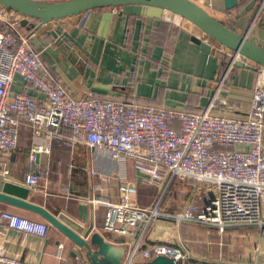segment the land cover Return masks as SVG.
I'll list each match as a JSON object with an SVG mask.
<instances>
[{"label": "crops", "instance_id": "obj_1", "mask_svg": "<svg viewBox=\"0 0 264 264\" xmlns=\"http://www.w3.org/2000/svg\"><path fill=\"white\" fill-rule=\"evenodd\" d=\"M202 1L211 4L205 8L213 16L264 46V12L254 23L255 8L241 14L247 3L226 11L223 0ZM103 12L93 10L52 21L35 34L19 23V31L33 34V47L41 50L44 42L56 45L68 39L88 58L83 73L66 60L61 64L74 86L72 91L50 70L73 98L91 95L190 112L205 109L214 99L213 114L239 118L250 115L254 95L263 85V69L256 65V70L231 66L232 54L228 49L204 39L196 26L171 12H165L160 20L122 16L112 35L104 38L98 35ZM193 36L211 43L212 50L202 51L192 41ZM220 54L228 56V65L223 64ZM21 92L34 98L42 96L16 75L11 96ZM174 125L180 130L178 121ZM38 144L48 152L39 153L36 162L30 163L29 151ZM6 169L8 174L4 173ZM30 170L37 171L41 180L38 187L30 189L28 200L53 215L65 213L85 227L100 224L105 213L104 203L94 205L90 199L120 202V187L124 183L134 187L133 199L139 206H151L160 195L157 187L141 181L132 161L114 160L106 151L74 143L66 133L47 138L22 126L18 149L0 153V180L20 184ZM194 183V179H176L165 190L159 214L145 231L143 248L157 243L175 246L189 256V264H264V234L259 227L238 226L220 232L195 219L208 197ZM3 212L18 216L38 232L0 224V249L35 264H89L80 248L40 215L0 202V215ZM187 214L190 219L180 218ZM206 225L210 227L209 238L200 235V226ZM41 228H46L44 235ZM103 235L111 243L125 247L126 255L128 247L120 244L125 239Z\"/></svg>", "mask_w": 264, "mask_h": 264}, {"label": "built area", "instance_id": "obj_2", "mask_svg": "<svg viewBox=\"0 0 264 264\" xmlns=\"http://www.w3.org/2000/svg\"><path fill=\"white\" fill-rule=\"evenodd\" d=\"M197 3L204 7L200 0ZM263 12L264 0L254 23ZM20 19L17 13L0 5V153L16 151L22 126H29L47 138L66 133L74 143L106 151L114 160L132 161L141 181L160 191L152 206L137 205L134 187L125 183L120 187V202L90 199L94 205L105 206L103 221L93 225L92 232L125 239L120 242L128 247L123 264L146 262L158 256L189 264V256L175 246L157 243L143 248L145 231L159 214L165 190L176 179H194L197 190L208 183L215 186V194L195 216L197 221L220 232L231 227L257 226L264 234V87L257 89L246 118L213 114L214 99L199 112L138 106L91 95L76 99L53 76L40 57L41 50L32 46L33 34L18 30ZM236 58H232L231 66ZM16 75L42 96L34 98L27 92L11 96ZM41 152L48 149L41 144L32 147L30 163L36 162ZM40 180V174L30 170L20 184L30 190L38 187ZM0 224L38 232L32 224L9 212L1 213ZM45 232L46 228L40 229L42 235ZM0 264L35 263L1 248Z\"/></svg>", "mask_w": 264, "mask_h": 264}, {"label": "water", "instance_id": "obj_3", "mask_svg": "<svg viewBox=\"0 0 264 264\" xmlns=\"http://www.w3.org/2000/svg\"><path fill=\"white\" fill-rule=\"evenodd\" d=\"M245 1L223 0L224 9L230 11ZM262 1L251 0L242 9L241 14L254 8L256 14ZM0 5L17 13L21 17L20 26L33 34L52 21L78 16L93 10H104L98 33L104 38L112 35L117 20L122 16H145L160 20L165 12H171L193 23L216 44L232 52V58L237 56L238 58L233 62L236 67L256 70V65L264 70V46L213 16L205 7L197 3V0H0ZM100 29L103 34L100 33ZM192 41L202 51L212 50L211 43L201 37L193 36ZM40 57L71 91L74 86L61 68L63 60L75 66L79 73H83L88 59L80 50L75 49L68 39L56 45L44 42ZM103 88L108 89L109 86H103ZM29 193L30 190L19 183L0 180V202L43 217L80 248L89 264H123L125 247L111 243L102 234L92 232L91 227H85L65 213L53 215L46 208L30 202ZM134 264L177 263L170 257L158 256L150 261Z\"/></svg>", "mask_w": 264, "mask_h": 264}, {"label": "rangeland", "instance_id": "obj_4", "mask_svg": "<svg viewBox=\"0 0 264 264\" xmlns=\"http://www.w3.org/2000/svg\"><path fill=\"white\" fill-rule=\"evenodd\" d=\"M201 1V3L204 5V7H207V4L205 3V2H203L202 0H200ZM19 77H21L20 75H18ZM22 78V77H21ZM23 79V78H22ZM25 82V81H24ZM261 87V86H260ZM264 86L262 85V87L261 88H263ZM239 149H246L247 147L246 146H240V147H238ZM200 191L201 192H204V193H206V196L209 198V197H211L212 195H214L215 194V192H216V189H215V186L213 185V184H211V183H208L206 186H204V187H202L201 189H200ZM152 204H153V202H152ZM152 204H151V206H152ZM193 226H195V228H198V225H195V224H193ZM210 227H212L213 229L215 228L214 226H211L210 225ZM209 226H200V228H202V229H200V230H203L202 231V233L200 234V235H207V238H209V235H208V232H207V229L208 228H210Z\"/></svg>", "mask_w": 264, "mask_h": 264}, {"label": "trees", "instance_id": "obj_5", "mask_svg": "<svg viewBox=\"0 0 264 264\" xmlns=\"http://www.w3.org/2000/svg\"><path fill=\"white\" fill-rule=\"evenodd\" d=\"M251 0H246L245 2H244V4H246V3H249ZM24 29V28H23ZM24 30H26V29H24ZM27 31V30H26ZM29 32H31V31H29ZM231 54H233L232 52H231ZM221 56H223L224 58H223V64L224 65H228V62H229V59H228V56L227 55H223V54H220Z\"/></svg>", "mask_w": 264, "mask_h": 264}, {"label": "bare ground", "instance_id": "obj_6", "mask_svg": "<svg viewBox=\"0 0 264 264\" xmlns=\"http://www.w3.org/2000/svg\"><path fill=\"white\" fill-rule=\"evenodd\" d=\"M180 17V16H179ZM180 18H182V17H180ZM182 19H184V18H182ZM184 20H186V19H184ZM187 21V20H186ZM189 22V21H188ZM189 23H191V22H189ZM191 25H194L193 23H191ZM195 26V25H194ZM197 27V26H196ZM198 28V27H197ZM199 29V28H198ZM200 30V29H199ZM200 32H201V36L204 38V39H206V40H208V41H211V42H213V43H215V41H213V40H211L209 37H207L201 30H200ZM263 78H264V74H263ZM263 85H264V81H263ZM263 98V97H262ZM34 215V214H33Z\"/></svg>", "mask_w": 264, "mask_h": 264}]
</instances>
